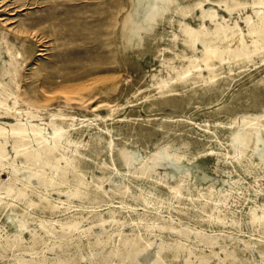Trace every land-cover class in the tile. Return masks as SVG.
Segmentation results:
<instances>
[{"label": "rangeland", "instance_id": "374dc122", "mask_svg": "<svg viewBox=\"0 0 264 264\" xmlns=\"http://www.w3.org/2000/svg\"><path fill=\"white\" fill-rule=\"evenodd\" d=\"M4 2L0 264H148L145 250L149 264H264V31L259 48L228 55L209 73L194 67L204 46L185 30L220 43L230 31L217 35L216 25L237 22L248 40L244 18L256 19L260 7L253 0ZM50 25L58 41L32 53L39 42L21 30ZM113 47L122 84L111 105L27 104L24 91L41 75L108 62ZM242 127L249 129L243 145L235 140Z\"/></svg>", "mask_w": 264, "mask_h": 264}, {"label": "bare ground", "instance_id": "6f19581e", "mask_svg": "<svg viewBox=\"0 0 264 264\" xmlns=\"http://www.w3.org/2000/svg\"><path fill=\"white\" fill-rule=\"evenodd\" d=\"M141 1L142 0H138L139 3ZM253 5L260 8L256 9V19L253 20L252 16L249 14L244 18L246 25L248 26V40L244 39L241 32H236L238 31V29H236L237 22L234 26H225L221 23L216 25L215 32L217 35L230 31L226 34L225 40L222 42L220 41V43L209 38L206 32L199 36V31L197 29H194L191 26H186L185 30L192 38V41L195 42L200 40L204 46L201 63L195 64L194 67L199 68L200 70L205 68L211 73L216 67V61H222L228 55L248 56L252 51L259 48L260 36L264 31V0H253ZM8 6L9 4L4 2V0H0V13L7 10ZM139 8V6L134 8L136 17L139 15ZM119 12L120 8H116L115 12L111 14L110 17V25L108 29H111L112 32V43L116 28L119 24ZM205 15H209L211 19H214L215 17V14L211 9L206 10ZM0 20L3 23H7L9 17L3 16V13H1ZM53 29L54 25H50L47 30H44L42 26L33 27L28 30H21V35L24 39L32 38L39 42L38 49H30L32 53H36V55L44 54L47 52L49 44H55L59 39V37L55 35V32H49ZM87 39L88 34H86V44ZM234 40L235 42H233ZM251 44L255 45V49H250ZM31 46L32 44L29 47ZM110 51L112 54L109 57L108 62H86L76 64L75 66H67L56 74L41 75L38 77L36 89L24 91L23 95L26 96L25 99L28 101L25 100V102H27V104L30 103L31 105L38 106V108L41 106L47 108L55 102H59L58 104L62 106L76 104L80 107L89 109L90 107L95 109L103 105H111V102L115 101V98L120 94L122 67L120 68L116 58V48L113 47ZM196 60V58H191L192 63H195ZM179 76H181V74H179ZM161 84L164 85L165 81H161ZM13 129L17 132L21 128L15 127ZM60 129L61 127L57 128L55 133H58ZM35 134H39V131H35ZM248 139L249 129L247 127L240 128L236 134L235 140L243 145ZM140 257L142 259L145 258L148 264L151 263L153 259L150 257L148 250L143 251L140 254Z\"/></svg>", "mask_w": 264, "mask_h": 264}]
</instances>
